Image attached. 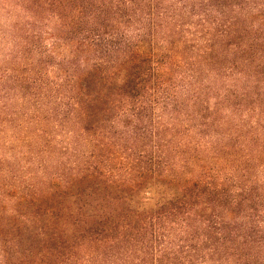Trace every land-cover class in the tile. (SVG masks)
Returning a JSON list of instances; mask_svg holds the SVG:
<instances>
[{"label": "trees", "instance_id": "1", "mask_svg": "<svg viewBox=\"0 0 264 264\" xmlns=\"http://www.w3.org/2000/svg\"><path fill=\"white\" fill-rule=\"evenodd\" d=\"M0 8L24 13L6 119L74 138L37 128L60 160L0 227V264H264V0Z\"/></svg>", "mask_w": 264, "mask_h": 264}, {"label": "rangeland", "instance_id": "2", "mask_svg": "<svg viewBox=\"0 0 264 264\" xmlns=\"http://www.w3.org/2000/svg\"><path fill=\"white\" fill-rule=\"evenodd\" d=\"M13 11V14L10 15L8 11L0 8V66L3 68L18 62L15 61V53L19 50L22 42L12 26L19 18L24 17V13L16 9ZM52 27L54 24L44 23L37 29L38 32H42V41L47 46H50L53 41L52 37L47 35L48 30ZM5 104V100L0 98V227L7 231L11 222H7L6 218L15 209L18 196L25 192L30 193L34 186L44 184L50 176L51 170L44 172L40 165L43 162L56 164L60 160L58 158L60 157V148L54 149L56 151L45 156L38 154L37 145L39 142H43V138L38 135L37 128L40 125L46 126L53 138L54 135L57 137V141L63 140L65 136L71 140L74 138L70 131L56 132L55 124L46 121L45 117L41 118L42 122L40 123H28L21 116L23 110L20 108L24 109L29 105L25 104L21 97H16L10 103L13 110L20 109L15 120L11 122L6 119L11 110L4 108ZM41 112L42 116L46 115L45 111L41 110ZM18 122L22 123V127H18ZM24 135L33 139L31 146L22 139Z\"/></svg>", "mask_w": 264, "mask_h": 264}]
</instances>
